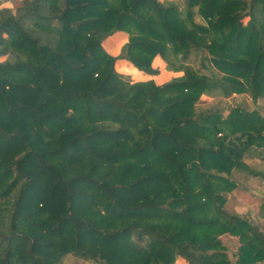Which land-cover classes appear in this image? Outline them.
Listing matches in <instances>:
<instances>
[{
	"label": "trees",
	"instance_id": "16d2710c",
	"mask_svg": "<svg viewBox=\"0 0 264 264\" xmlns=\"http://www.w3.org/2000/svg\"><path fill=\"white\" fill-rule=\"evenodd\" d=\"M0 57V264H264V226L225 207L264 182V0H20ZM155 57L181 73L115 69ZM237 93L255 107L201 105Z\"/></svg>",
	"mask_w": 264,
	"mask_h": 264
},
{
	"label": "rangeland",
	"instance_id": "374dc122",
	"mask_svg": "<svg viewBox=\"0 0 264 264\" xmlns=\"http://www.w3.org/2000/svg\"><path fill=\"white\" fill-rule=\"evenodd\" d=\"M20 2V0H6V5L11 6V7H15L18 3ZM3 6L2 3L0 2V7ZM247 18H245L246 20ZM197 21H201L198 17H196ZM3 57H0V59H2ZM192 61H193V65L195 67H200V58H199V54H196L194 56H192ZM117 62V61H116ZM115 62V64H116ZM116 69V66H115ZM117 70V69H116ZM214 69L212 68V71ZM118 71V70H117ZM204 72H209L211 71L210 68L208 69H203ZM121 74H124L128 77H130L128 74H125L123 72L118 71ZM175 72V71H173ZM179 74L181 72H178ZM201 100L203 101L201 103L202 106H208V105H214V106H219L224 113H226V104L227 105H240L249 109H252L253 107H255V104L252 102L250 96L248 93H237V94H233L232 96L228 97V98H220L218 96L215 97H211V96H201ZM258 105L262 106V108H264V102L262 100L258 101ZM261 161V160H260ZM261 168L264 169V162H261ZM254 168V167H252ZM259 177V176H258ZM261 178V177H259ZM264 194V182L263 180H259V179H251L248 178V180L245 182L244 186L238 189H235L228 198V201L225 205V207L228 210H233L242 214H248L250 215V221L255 224L258 225L260 227H263V223L260 222L257 218H256V214H257V210L258 207L257 205L259 204V199L261 197V195ZM223 241L229 243L230 245L234 246L236 244V240L235 238H228V237H223ZM61 264H97L95 262L89 261V260H83L80 258H77L73 255H67L65 256L62 261ZM175 264H185L184 260L179 259V257L176 259Z\"/></svg>",
	"mask_w": 264,
	"mask_h": 264
},
{
	"label": "crops",
	"instance_id": "0c3cea01",
	"mask_svg": "<svg viewBox=\"0 0 264 264\" xmlns=\"http://www.w3.org/2000/svg\"><path fill=\"white\" fill-rule=\"evenodd\" d=\"M3 6L13 9V7L6 5V0H0ZM128 35L124 31H117L108 36L103 42V46L107 52L112 55H117L120 52L122 45L127 41ZM116 69L120 72L128 74L130 78L134 81H141L147 79H153L156 83H162L169 80L172 76H176L179 73L167 70L165 68V63L159 58L155 57L153 60V66L159 68V73L155 75L146 74L138 69H136L129 61L125 59H118L116 64ZM205 96V95H203ZM208 96V95H207ZM243 161L249 167H258L261 168V161L258 156H255L252 153H248L244 156ZM251 179H259L258 176H253ZM179 259H181L179 257ZM182 260V259H181ZM186 264V263H185Z\"/></svg>",
	"mask_w": 264,
	"mask_h": 264
}]
</instances>
